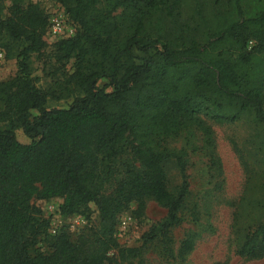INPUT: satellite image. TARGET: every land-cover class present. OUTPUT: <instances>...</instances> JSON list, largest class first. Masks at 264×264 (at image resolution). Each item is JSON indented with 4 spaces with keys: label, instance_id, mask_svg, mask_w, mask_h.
I'll list each match as a JSON object with an SVG mask.
<instances>
[{
    "label": "trees",
    "instance_id": "1",
    "mask_svg": "<svg viewBox=\"0 0 264 264\" xmlns=\"http://www.w3.org/2000/svg\"><path fill=\"white\" fill-rule=\"evenodd\" d=\"M52 1L74 32L50 43L54 88L42 90L28 58L45 48L47 16L38 2L0 0V51L17 64L15 76L0 82V264H144L140 247L156 239L171 255L169 231L182 220L188 183L186 151L168 142L193 127L215 178L222 166L210 123L250 116L264 147V0ZM61 97L71 98L66 108L45 107ZM170 170L180 178L171 188ZM259 188L246 203L255 223L233 215L234 254L245 260L264 259ZM54 198L60 218L80 216L86 225L47 235L30 201ZM146 200L164 217L140 247H121L120 214L134 204L137 215ZM41 236L45 252L35 248ZM192 248L184 238L178 256Z\"/></svg>",
    "mask_w": 264,
    "mask_h": 264
},
{
    "label": "rangeland",
    "instance_id": "2",
    "mask_svg": "<svg viewBox=\"0 0 264 264\" xmlns=\"http://www.w3.org/2000/svg\"><path fill=\"white\" fill-rule=\"evenodd\" d=\"M38 2L45 13L63 9L52 0H31ZM8 2H5V6ZM65 16V14H64ZM66 17V16H65ZM46 45L41 55L30 54L28 67L30 76L36 87L47 90L54 88V78L49 63L50 43ZM69 69V65L66 67ZM17 71L16 58L3 59L0 64V82L12 79ZM71 98H48L46 108H66ZM30 111V115H34ZM213 130L215 151L219 157L222 174L215 178L208 167L205 151L201 146L199 133L191 126L187 127L179 136L168 142V147L183 148L186 151L185 174L188 183V195L181 211V222L170 229L171 255L165 254L159 240H153L144 247L141 245V236L159 222L165 215L164 209L154 201L146 200L142 211L134 214L135 205L130 204L120 214V218L128 219V225L117 236L118 244L123 248L140 247L138 260L144 264H264V259L245 260L234 254L232 233L233 215L238 212L242 221H249L253 213H248L247 198L259 190L264 184V147H258L256 134L261 131L254 127L250 116H244L232 124L215 125L210 123ZM15 139L20 143H27L28 139L20 130L14 132ZM180 178L176 171L170 170L167 175L169 188L179 184ZM218 182L219 188L215 187ZM110 187L105 186L108 192ZM61 200H32L30 204L36 208L43 219L47 220L46 234L50 230L64 228L69 234L78 232L86 225L80 216H71L62 219L57 214V207ZM240 203V204H239ZM255 220H250L252 225ZM95 224V215L91 214L88 225ZM186 237L193 241L192 250L184 257L178 256L179 243ZM35 248L45 252L46 244L39 237ZM115 258V253L108 254ZM116 259V258H115ZM137 259L122 262L116 259L109 264H135Z\"/></svg>",
    "mask_w": 264,
    "mask_h": 264
},
{
    "label": "built area",
    "instance_id": "3",
    "mask_svg": "<svg viewBox=\"0 0 264 264\" xmlns=\"http://www.w3.org/2000/svg\"><path fill=\"white\" fill-rule=\"evenodd\" d=\"M47 16V27L45 32L46 39L51 42L59 39H65L70 37L74 32V27L71 22L62 14V12L57 13L56 11L45 13ZM3 61V53L0 51V64ZM128 225V219L119 218L116 225L115 236H119ZM55 230H50V234H54Z\"/></svg>",
    "mask_w": 264,
    "mask_h": 264
}]
</instances>
